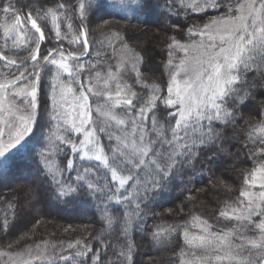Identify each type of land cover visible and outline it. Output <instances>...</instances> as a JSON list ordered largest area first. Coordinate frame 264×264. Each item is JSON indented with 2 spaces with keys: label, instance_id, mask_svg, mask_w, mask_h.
<instances>
[{
  "label": "snow or ice",
  "instance_id": "6c2138e0",
  "mask_svg": "<svg viewBox=\"0 0 264 264\" xmlns=\"http://www.w3.org/2000/svg\"><path fill=\"white\" fill-rule=\"evenodd\" d=\"M209 13L172 20L151 78L120 24ZM222 155L250 165L236 188L212 172ZM198 165L216 207L155 223L156 195ZM30 178L59 203L86 198L101 228L3 264H138L137 235L174 243L169 264H264V0H0V186ZM3 203L11 235L23 201Z\"/></svg>",
  "mask_w": 264,
  "mask_h": 264
},
{
  "label": "trees",
  "instance_id": "16d2710c",
  "mask_svg": "<svg viewBox=\"0 0 264 264\" xmlns=\"http://www.w3.org/2000/svg\"><path fill=\"white\" fill-rule=\"evenodd\" d=\"M212 15L214 13H209L203 16L202 19L198 15H192L187 19L183 16L172 17L171 19L162 17L159 18L158 26H153L148 31H142L143 35L139 38L135 35V27L141 25V23L132 20L130 24L128 21H120V24L126 29L131 27V31L134 32V38L129 40V44L135 47L142 56H145L148 61L147 67L151 71L144 72L145 66L143 65L141 71L151 78L154 72L159 75V71L162 70H158L157 66L165 59L163 53L167 37L175 34L172 31H166V29L171 28L172 20L180 19L182 25L203 24L207 23ZM153 18L157 17L152 16L150 20L152 21ZM117 19L119 18L117 17ZM129 34L128 32L125 33L126 36ZM181 42L185 41L182 40ZM247 115H250V113H246ZM226 147L230 151L236 152V149L230 145ZM19 155L14 154L12 158L17 159ZM226 157L232 158L227 155L218 157L217 165L219 166L212 165V172L217 177L224 178L236 188L238 187V181L234 179L236 172L239 168L250 165H238V168H233V158L231 162L221 163ZM199 167L198 165L195 171L189 170L187 173H181L172 184L156 195L151 204L152 209L159 214L155 218V223H183L190 218V208L194 209L196 214H200V209L208 210L216 207L215 198L222 197V192L220 189L212 187L214 181H209L212 173L201 174L198 170ZM24 175L27 176L28 173L25 172ZM31 175H36L35 169H33ZM229 176H232L233 179L229 180ZM32 189H36L35 195H33ZM13 190H15V193ZM14 194L17 201H23V214L19 220H14L16 227L12 230L11 235H0V251H9L16 255L17 253H23L25 248L32 245L33 242L49 241L59 245L61 241L82 239L88 233L95 234L101 228V224L97 223L98 217L94 215L93 205L83 202L86 198L67 204L59 203L51 198L50 194L40 195L38 182L34 184L31 178L28 180L9 179L5 181L3 186H0V212L7 210L10 217L14 215V209L9 210V205L3 203V201ZM19 206L18 203L15 207ZM169 209L172 211L169 212ZM209 222L211 223V221ZM153 223L154 220L150 216L148 219L149 228ZM69 224L76 231L63 232V227H67ZM135 239L139 245L138 255L135 257L138 264H169V257L172 255L174 243L156 244L146 235L143 238L137 235ZM17 240L20 241L19 244L15 243ZM9 244H13L12 249L8 247ZM93 247L95 248L96 245L94 244Z\"/></svg>",
  "mask_w": 264,
  "mask_h": 264
},
{
  "label": "rangeland",
  "instance_id": "374dc122",
  "mask_svg": "<svg viewBox=\"0 0 264 264\" xmlns=\"http://www.w3.org/2000/svg\"><path fill=\"white\" fill-rule=\"evenodd\" d=\"M158 23L159 22H157V18H153V20L151 21L150 20V22L149 23H147V24H141V25H139V26H137V27H135V35L136 36H138V38L139 37H141V35H143L141 32L142 31H148L149 29H151L153 26L154 27H156V26H158ZM231 159L232 158H225V160L224 161H222L221 163L223 164V163H225V162H231ZM13 256H16V255H14L13 254ZM7 259V257H5V258H3V260H6ZM3 260H0V264H3Z\"/></svg>",
  "mask_w": 264,
  "mask_h": 264
}]
</instances>
